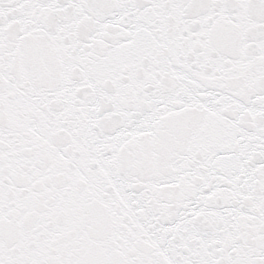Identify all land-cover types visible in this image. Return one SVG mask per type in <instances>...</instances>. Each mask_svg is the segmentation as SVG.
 <instances>
[{
    "label": "snow or ice",
    "instance_id": "obj_1",
    "mask_svg": "<svg viewBox=\"0 0 264 264\" xmlns=\"http://www.w3.org/2000/svg\"><path fill=\"white\" fill-rule=\"evenodd\" d=\"M0 264H264V0H0Z\"/></svg>",
    "mask_w": 264,
    "mask_h": 264
}]
</instances>
